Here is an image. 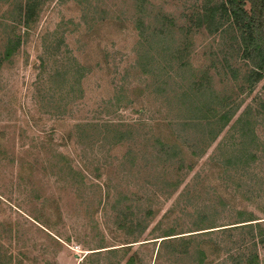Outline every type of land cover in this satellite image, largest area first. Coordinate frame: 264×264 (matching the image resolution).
<instances>
[{
    "label": "rangeland",
    "instance_id": "1",
    "mask_svg": "<svg viewBox=\"0 0 264 264\" xmlns=\"http://www.w3.org/2000/svg\"><path fill=\"white\" fill-rule=\"evenodd\" d=\"M23 1L0 0V264H126V245L141 264L252 255L247 242L238 256L249 234L234 226L264 231V77L249 86L230 37L197 20L216 0H52L28 30ZM9 40L19 44L3 58ZM214 107L213 120L229 115L212 136ZM241 146L255 158L226 165ZM198 221L229 228L183 257L153 238ZM197 242L215 252L202 263ZM257 244L252 264H264Z\"/></svg>",
    "mask_w": 264,
    "mask_h": 264
},
{
    "label": "trees",
    "instance_id": "2",
    "mask_svg": "<svg viewBox=\"0 0 264 264\" xmlns=\"http://www.w3.org/2000/svg\"><path fill=\"white\" fill-rule=\"evenodd\" d=\"M52 0H24L22 5L18 7L19 11V20L17 23L25 29H30L31 21H34L37 12L47 3ZM142 1V0H141ZM143 3V2H142ZM196 20V19H195ZM197 20L200 23L206 24L207 28L210 29L211 33H222L228 35L230 37V48L239 54V58L249 65L248 72L246 75L243 76L244 81L249 85H254L255 82H258L264 77V0H216L214 2L208 1L207 4L201 9L200 16L197 17ZM145 20L144 18H140L136 21L137 28L140 30V39L141 44L144 40L149 41L151 37V33L145 34ZM16 24V23H15ZM147 43V42H145ZM19 40H15L14 42L8 41V46L4 50V54H2L3 58H9L10 55L13 53L14 49L18 46ZM179 49V48H177ZM181 52V51H180ZM173 53L170 51L168 56L170 59H178V54ZM151 59L154 60L155 55L149 54ZM146 57L145 55L140 56L139 64L137 66L145 67L148 65V59H145L147 63H143L142 58ZM180 59V57H179ZM197 88V84L193 86ZM186 93L180 95L179 98L185 99ZM193 98L197 99L199 96L192 95ZM201 105H197L195 107V112H200ZM216 109H209L207 108L205 112V116H209L211 113V118L209 122L206 124L208 126L209 133L211 135H216V131L211 127V124L222 123L221 119L228 120L227 116L229 115L228 111L222 113L219 119L213 120L215 117ZM218 113V111L216 112ZM219 115V114H218ZM195 118H199L198 115ZM194 118V119H195ZM218 118V117H217ZM202 119V118H201ZM193 120V118L191 119ZM187 121V119L185 120ZM212 121V122H211ZM201 122V121H200ZM187 122H183L182 124H186ZM200 124V123H198ZM208 133V134H209ZM246 134L249 136V140L252 143L251 139H254L253 131H245L242 133L241 137H245ZM159 144L163 147L164 152L169 156L172 157L171 154L174 152L172 149L167 147V144L163 141H159ZM244 144V141H241V145ZM162 151V150H161ZM237 156H233L234 153L230 152L227 157H225L224 163L229 166V163L232 162H245L249 157L251 159L255 158V155L249 154L246 149L242 146L240 149L237 150ZM242 212L238 213V218L242 216ZM202 220H206L205 218H201ZM256 219H248L245 217V221H252ZM200 222V224H198ZM197 227L189 231H182V232H174L173 229H169L163 231V233L155 238H160L159 240V247L160 249L163 248H182L179 251L174 252L177 254L176 256L183 257L190 255V246L193 244L194 239L204 238L205 236H209L212 233H216V231L225 230L229 227H225L226 225H214V226H204L202 225L201 221H198ZM234 227H239V229L247 228V232H244V237L249 234V238L247 240L238 244L237 248H239L238 256L242 257L243 249H241L247 242H251L255 247V252L248 256L245 261H242L240 264H252L257 263L258 261V252L256 249L257 243L264 245V231L262 226L259 222L255 223H247L243 225H238ZM233 228V227H230ZM245 231V230H244ZM155 240L153 242H157ZM213 246L217 247V252L220 250V245H215L212 243ZM129 247L131 245H126L121 247V250L128 255L126 260V264H141V259L137 252H130ZM109 249V251L115 250ZM158 248V251L160 250ZM208 248L201 245V243L197 242V246L193 249L192 252L201 260L202 263L205 258L208 257L212 252V250L208 251ZM174 250V249H173ZM157 255H161L159 251ZM100 251H97V253ZM96 253V252H94ZM215 253V252H214ZM213 253V254H214Z\"/></svg>",
    "mask_w": 264,
    "mask_h": 264
}]
</instances>
